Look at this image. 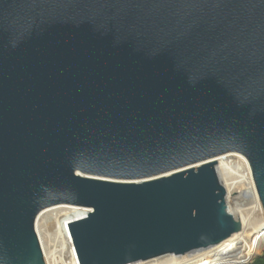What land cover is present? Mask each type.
Here are the masks:
<instances>
[{
    "label": "water",
    "instance_id": "1",
    "mask_svg": "<svg viewBox=\"0 0 264 264\" xmlns=\"http://www.w3.org/2000/svg\"><path fill=\"white\" fill-rule=\"evenodd\" d=\"M257 225L264 0H0V264Z\"/></svg>",
    "mask_w": 264,
    "mask_h": 264
},
{
    "label": "bare ground",
    "instance_id": "2",
    "mask_svg": "<svg viewBox=\"0 0 264 264\" xmlns=\"http://www.w3.org/2000/svg\"><path fill=\"white\" fill-rule=\"evenodd\" d=\"M254 234L259 235L256 246L259 252L264 243V225L234 228V231L230 235L220 239L162 253L132 264H183L197 262L198 260L196 261V259L200 258L203 254L219 250L226 243H229L230 246L226 247L217 256V264H245L248 260L247 256L253 255L249 238ZM241 244L244 245V249H242Z\"/></svg>",
    "mask_w": 264,
    "mask_h": 264
},
{
    "label": "rangeland",
    "instance_id": "3",
    "mask_svg": "<svg viewBox=\"0 0 264 264\" xmlns=\"http://www.w3.org/2000/svg\"><path fill=\"white\" fill-rule=\"evenodd\" d=\"M258 239H259V235H256V234L252 235L249 238V242L251 244V251H252L253 255L252 256H250V255L247 256V258H248L247 262L251 261L255 256L261 254L262 251L264 250V243H263V247L259 250V252L257 251L256 246H257ZM228 246H230L229 243H228ZM241 247H242V249H244V245L243 244H241ZM217 251H218V249L203 254L200 258L196 259V261L198 260L197 262H188V263H183V264H193V263H197V264H217V256H216V252Z\"/></svg>",
    "mask_w": 264,
    "mask_h": 264
},
{
    "label": "trees",
    "instance_id": "4",
    "mask_svg": "<svg viewBox=\"0 0 264 264\" xmlns=\"http://www.w3.org/2000/svg\"><path fill=\"white\" fill-rule=\"evenodd\" d=\"M228 246V243L222 246L217 252L216 256H219V254ZM248 264H264V250L261 254L254 257Z\"/></svg>",
    "mask_w": 264,
    "mask_h": 264
},
{
    "label": "built area",
    "instance_id": "5",
    "mask_svg": "<svg viewBox=\"0 0 264 264\" xmlns=\"http://www.w3.org/2000/svg\"><path fill=\"white\" fill-rule=\"evenodd\" d=\"M56 264H78V261H77V259H73L72 261L68 260V261H64V262H60V263H56Z\"/></svg>",
    "mask_w": 264,
    "mask_h": 264
}]
</instances>
